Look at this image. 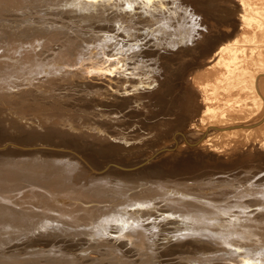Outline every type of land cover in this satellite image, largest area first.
I'll use <instances>...</instances> for the list:
<instances>
[{
	"label": "rangeland",
	"instance_id": "374dc122",
	"mask_svg": "<svg viewBox=\"0 0 264 264\" xmlns=\"http://www.w3.org/2000/svg\"><path fill=\"white\" fill-rule=\"evenodd\" d=\"M14 1L18 3L16 4V2ZM14 1L11 0L7 4L9 6H12L13 9L15 8L14 10L18 8L20 9L23 6L25 7L28 5V2H25V1L23 2L22 1L20 2V0H14ZM137 1L134 0V3H137V5L135 4L136 7L132 11V13H130L129 11L126 10V7L129 6L128 4L131 5L129 0H96V2H91V0H37L35 4H38V6H41V8H43L44 10H48L50 14L44 11L45 13H47V15L45 16H42V15H38V16L32 15L31 16L30 14L29 16H31V18L28 15L22 16L21 18L20 17L12 18L10 16H7L6 11H5V14H3V16L2 15L0 16V20L2 19V21L4 20L5 22H8L12 27L16 25L18 26V24L22 25V26L21 25L18 26V28L16 27L6 28L5 31H7V37L5 36L4 39L0 40L1 44L4 43L3 46L5 44L13 45L14 50L12 49V51H15V49L18 50L21 47H24L27 49L26 54H24V57L26 56L24 62L22 60V63L20 64V68L16 69L17 71H19L20 69L23 68V71L21 72V74L23 72L25 74L23 73V75H17V78H22V76L25 77L27 75H34V73H36V76L34 75L35 78L33 77L34 78L33 80L32 79L28 80L29 78H24L25 82L24 81L23 82L24 84H27L28 87L25 89L22 96L25 95L24 96L25 98L31 99L34 102L38 100L43 101L45 102V105H50V106H53L56 102L57 103L55 106H60V107L64 105H70V106L74 105L76 106L79 112L80 111L82 112V114L81 112L78 114L80 116L78 117L82 121L84 119H87L84 112H90L93 115H96L95 113H97L98 116L101 115V117L102 115H104V117H110L109 115L111 116L113 115L112 117L113 120L101 118L98 121H95L98 124V126L91 127V128H94V129L97 128L100 131H103L102 129L103 126H101V124H104V125L114 124L112 126L117 128L115 129V131L118 134H129L130 135L129 137L131 139V142L127 144H134V145L138 144L139 145V146L136 145V147L138 146L137 148L135 147L132 150H129L127 148V145L125 144L124 147L122 146L120 148V150L118 149V152L116 153V155L113 157L112 160H110L111 159L110 157H107L105 155H100V156L95 155L94 160H96L95 162L99 161L100 163L99 166H109V165H112V163L113 165L115 164V166H109V168H106L101 173H96L95 170H97V168L90 166V165L88 166L91 167V170H89L88 168L79 170L80 173L84 172V175L87 172L86 174L87 180H89L90 177L92 178V175H93L92 179L97 180L98 177L100 179L103 176H105L106 172L115 174L113 175V178H110L109 176H106L107 178H105L106 182H109V181L111 183L115 182L112 186L109 185V187H106L105 191H102V193L105 192V194L106 193L112 194L110 198L109 197L106 198L108 199L107 200L108 202L120 200L124 198L125 196H128L129 194L133 193V191L137 194L135 190H137L140 185L141 187L139 188V190L143 187H147L150 184L149 182H154L152 184L155 187H158L159 185L158 188H161V186L165 183L164 180L174 181L178 179L177 182L180 184L185 182L181 184V186H178V188H182V186L185 188V186L187 185H184V184L191 183L190 180H193L192 187H195L193 189H200V190H193L195 191L194 192L195 194L197 192L196 196L194 195L193 198L197 199L199 196V199L202 198L201 202L203 200L210 202L208 199L204 198L203 195L210 196L214 194L216 195L219 192L223 193L224 191H233V194L228 199L220 201V202L218 201L219 203L217 202L219 205L224 206L225 203L233 201L229 203V206L231 208H229V206H226L225 209L224 208L221 209L222 206L217 209L216 207L219 205L216 204V202H214V205L212 207V206L204 205V204L200 205L198 201L192 202L191 199H187V198H178L179 200L175 199V202H177V204L179 205H175L174 208H171L168 205L171 201L174 202V199L170 198L171 201H169V199L168 200L163 199L165 195H161V197L160 196L158 197L156 195V196H151L152 199L148 200L150 199V197H145L147 194L145 192H140L137 195H134L135 197L130 196L131 198L130 201L126 203V205H123L122 208H119L117 210L106 209L101 212L100 216L102 217L105 214L108 216L119 217L118 221L116 222L109 221L107 224V228L104 227L105 226L104 222H103V225H100L101 227L99 226L98 228V225L96 224L98 222L96 221L99 215L95 216V215H92V212L88 213L86 211L89 217L86 215L85 216L86 219L81 220L79 222L88 223L89 220L90 222L93 220L92 222L94 224H92L91 227H87V228H90V230L92 231H95V230L102 231L103 229L104 230L107 229V232L104 231V233H102L100 235V238L98 239L99 242L103 243V246L105 245V247H103L104 249L102 248V246L98 245V247L95 248V250H93V251L98 250L99 251L98 253L101 256L97 259L98 260L97 262L98 264H107L109 262H113V261L116 262L117 260H120L122 261V263L124 262L123 264H138V263L140 264L143 260L150 258L149 260H152L154 264H172V263L173 264H203V263L204 264H227L226 263L227 261L228 262L231 261L234 264H242V263L246 264L244 263L246 260L245 258L251 257L250 259H253L254 263L264 264V235L261 236L262 239L260 241H252L253 243L249 242V239L247 237L244 238L245 234H248L250 231L253 230V228L247 225L248 223H245V219L250 220L251 218H255L260 214L259 210H264V203L262 205H259L258 207L256 205H252V203L250 204L248 203L251 201L250 200L251 198H254V196L255 198L263 197L264 181L261 183L259 182L260 180L264 179V169L260 170V173L256 174L254 177L250 176L249 174L248 176L247 173H251V171H247V170L241 171V174H238L237 176H234L235 174H233L232 177H228V173L229 174L233 173L235 169L241 166H244V164L245 165L247 164L257 165L258 162H252L250 161L251 160L250 157H245L241 161L240 164L238 163L234 167L229 166L227 169H223V163L221 161L220 162L218 161L219 160L218 157H220V160H222L221 159L222 157L223 159H226L227 156H231L234 153H238L241 155H248V154H252L253 152L255 153L256 151H251L252 150L251 148L258 141L262 143V145H264V141H263L264 112L262 113V111H260L261 109L258 108L260 105L261 98L256 96L258 99L257 98L254 99L255 97L253 98L254 94L252 93L251 90L250 91L248 90L249 93L251 92L250 95H248L249 94L248 92L241 95L235 91L230 92L229 94H224L225 92L223 93L221 89H217L218 90L217 92L216 89L213 90L209 88V86H206L207 83L204 81L200 80L198 82L196 81L197 83L195 81L193 82V80L190 79L191 77L186 78L187 83L184 80L185 82L182 84V86L181 87L178 86L180 84V81L175 80L176 77L178 75L179 76L182 75V71H181V68L183 70L182 66L187 64V62L190 61L189 59H192V55H185L183 53L184 51L185 52L190 51L194 45L193 41L192 43H190L192 34L194 37V41H199L200 39L203 38L205 33L207 34L209 30L211 31L214 30L215 32L216 29L220 30L221 29L220 27L223 28V26H214V28L206 27L205 25L206 20L203 19L199 15V13H197V11L192 9L188 0H178V1L170 0L171 2L169 0H163V1H166L167 3L159 2L160 4L158 5L160 6L155 4L157 3L158 0H155V1L152 0L153 2H155V3L152 2L153 7L154 8L157 7L154 9L156 10L154 11L155 13H153V15L150 17L151 19H154L152 22L154 24H148L147 27L145 25L144 26L146 27V29L150 28V29L155 30L157 27H159V25H162V26L165 25L166 27L164 26L165 30H164L163 36L164 34L166 36H168L167 33L169 34L168 37L165 36V39L167 38L166 40L161 39V41H159L160 37L158 38V41L152 40L153 36L151 34H147L146 36L145 34H143V30L145 29V27L142 25V23H144L143 21L145 20L144 18L146 17L142 15L143 9L141 8H144V7L141 6V4L144 0H141V1L137 0ZM174 2L175 3L178 2L175 8L177 12L176 15L178 17L175 15L176 19L173 20V19H168V18L171 17L172 10H174L173 8L174 5H172ZM214 2L218 5L223 4L228 7L230 6L229 4L232 5V2H230L229 0L228 2L227 0H214ZM123 3L126 5V7H124L125 5L123 6ZM140 6L141 8H139ZM166 6L169 8L168 9L169 12H166L167 11ZM0 8H2V6ZM160 10L164 13L163 16L160 15L159 13L161 12ZM57 12L61 14V16L57 15L56 17L55 14ZM75 13L80 19H83L84 21L80 23V21L76 20L78 17H75L76 16ZM65 15H67L68 17H66ZM27 16L29 18H27ZM39 17L41 18V20ZM157 18H160V22L155 23L156 21L159 20ZM132 19H133V22H131ZM162 20H165L164 23H167V24H164ZM210 21L212 20H208L209 23ZM24 24H29L31 26L30 28L33 29V32L34 30L37 31V27H38V30H41L40 28H45L47 26L51 30L49 32L46 31L45 34L44 33L37 34V37L34 36L35 39L34 37H32V39L29 38L27 40L19 38L20 40L22 39V41H19L18 37H20V32H22V29H23L22 27L24 26ZM180 24H182L184 27L182 28L183 30L182 29L181 31L179 30L180 32L179 33L176 27L180 26ZM225 27L227 29L230 28L229 26L227 27V25L226 26L224 25L223 29H225ZM223 29H221V31H224ZM186 30H189V31H186ZM5 31H3V33ZM187 32L189 36L187 35ZM187 38L188 40H186ZM38 41L40 44L38 43ZM34 42L38 43L39 45H34L36 44ZM41 43L43 44L42 46L44 47L40 46ZM29 45L30 46L33 45L34 49L29 48L28 47ZM28 49H32V50H28ZM67 52L71 53L72 55L70 57L71 60L68 59V61L73 63V60H76V62L69 68V70L60 69L61 72L59 75L55 74L54 77L50 78V80L49 79L46 80L47 77L51 76L49 74H45L47 71H50V69H53V68H50V66L53 67V64L55 65L58 64L59 57L60 56L64 57ZM27 53L28 54L31 53L32 55L28 56ZM73 53L74 54L76 53V54L74 55ZM146 53H148L149 56ZM22 56L23 55L21 54V57ZM166 56H169V57H166ZM181 57L183 58V60ZM179 64L181 67L179 66ZM41 65L44 67H42ZM92 65L93 67L94 65L95 66L98 65V66L96 68H91ZM202 65L203 64H200V65L195 64L193 65V67L198 68V69L200 68L201 70ZM13 66H14L13 64L10 67L8 66L7 68L3 66L4 67L3 70L8 69L7 71L9 72L12 70L10 68H12ZM46 67L48 68L45 71L44 69ZM34 69L35 70L39 69L38 70L39 72L37 73ZM113 69L114 70L117 69V70L114 71ZM32 70H34V72ZM89 70L91 71L93 70L92 72L94 73L91 72L92 73L91 74L89 72V75H88ZM178 72L181 74H178ZM144 73L145 75L150 76V78L146 79L147 82L146 80H141L143 78ZM6 74L8 75L7 72L1 73V75H6ZM12 76H16L15 73H12ZM9 79H10V76H9ZM137 80H139V83L142 81V84L136 83ZM9 82L11 83L10 85L12 87L7 85L6 89L18 87L19 85V83H17L14 80L12 81L11 79L9 80ZM54 84H56V86H54ZM52 85L54 87H52ZM171 86L175 87L174 92L172 94H164V92L168 90L167 88L168 87L171 88ZM205 87L209 89H206ZM66 88H70V89L73 88L77 90L73 94L76 99L71 98V101H70V99L67 98L68 92ZM262 88L264 89V86ZM56 90L58 91V95H57ZM211 92L213 93L211 94ZM36 93L39 94L37 97H41L40 99L34 98L36 96ZM249 96H252V98ZM141 97L144 98V101H146V105L148 107L156 106L155 102L158 100L159 107L164 109L162 111L163 113L159 115L156 112L159 110L158 108L157 110L153 111V113L155 112L157 116L155 115V117H153L154 115L152 112L145 115L143 112L136 110L133 107L132 103H134L133 102L134 98L137 99ZM65 98H67V100ZM237 99L238 100L240 99L243 103H246L247 105L245 107L246 109H244L242 105L243 103L241 104L240 100L238 101ZM246 99L247 100L249 99L248 100L249 102ZM252 99L256 100V106H254L253 109L252 107H250L251 106L250 101H252ZM173 102H177V106L170 108L171 110L170 109L169 110L171 113L166 115L165 113L167 112L168 107L172 105ZM257 102L259 105H257ZM12 103L16 104L15 102H12ZM231 104H234V106L235 107L237 106L238 108L236 107L234 111L233 109L229 110V107L231 106ZM89 109H93L95 113L94 111L92 112L91 110L89 111ZM238 109L240 111H238ZM250 109H251V113L249 112ZM255 109L258 112L255 111ZM205 110L207 113L209 111V113L207 114ZM232 111L234 113H232ZM244 111L245 113L243 114ZM115 114L117 115V117L119 116L120 118L119 117L114 118ZM212 114L213 115L216 114L217 116H215V118L213 119ZM172 119L176 121L174 122ZM171 121H173L174 124ZM141 122L143 124V127H140V126L137 127L138 125L137 123H141ZM176 123L182 124V126L179 127L180 131L178 130L166 131V129L169 128V127L166 128L168 125H175ZM14 125L15 124L12 122L11 126L14 127ZM124 129H127L125 131H127L128 133L127 132L123 133ZM181 132L183 133V136H185V138L179 137L181 136L179 134ZM94 133L96 132L92 131L91 133H89L88 136L90 137V140L93 139L91 137L95 136ZM97 135L99 136L100 134H97ZM134 137H137V138L135 139ZM175 139H177V142L176 144H173L175 143ZM185 139L187 140V142L191 143V144L189 143L190 145H194L195 148L199 146L197 147V149L199 148L203 149L202 152L204 154L199 153L197 154V156H200L201 158H204V159L214 158L213 162L219 163L218 165H221L222 169L220 167L213 166V164H210L211 166H207L205 167V169L204 167H202L201 169L199 168L197 173L195 172L194 175L187 176L191 178L193 176L201 175L205 171H207L208 173L211 170L206 176L203 177V180H205V182L214 181L211 187L207 189L203 188L204 185L202 181L196 182L194 179L185 180V178L187 177L182 178L179 176L178 177L165 176L161 180L160 179L153 180V177H154L153 175V177H149V179H146V181H144L145 179L143 178H145V176L148 175V172L153 173L155 172L156 168H158V167L156 168L149 167L147 168L148 171L146 168L141 170L142 164L145 162L144 160L148 159L151 156H156L154 159H152L151 163L152 162L155 163L158 161V164L161 166L169 159L173 157H177V155L178 156L180 155L189 156L190 159L194 161L192 157L193 154H189V155L180 154L182 151L184 152L190 151V149L186 148ZM139 140L141 142L137 143L139 142ZM66 145H70V144H66ZM169 147H172V148H169ZM212 147L214 148L215 151L214 150L210 151ZM138 148H139V151L135 153L136 150H138ZM176 149L177 151H174ZM204 149L208 150L211 153L206 152L207 154L206 155ZM62 150L67 153L66 155H68L69 152H67L68 151L67 149L62 148ZM74 150L75 152H77L76 149ZM131 152L133 153L131 154ZM139 152H141L142 154ZM176 152H179V153H176ZM225 153L226 155H224ZM77 154L80 156L82 155L81 153H78V152ZM81 157L83 158V156ZM216 157H217V161H216ZM262 167L264 168V164H262ZM222 171L224 174L222 173ZM88 174H89V178H88ZM242 179L243 180L246 179L247 181L244 180L245 181L244 182L242 181ZM132 182L135 183V185L132 184ZM125 183H127L126 186L127 185L130 186V184H132L133 189L127 190L128 192L124 191L123 194H121L122 197L120 198L117 196H113V194H115L114 191L118 188L120 189L123 188V185ZM80 185L81 187L79 186L80 188H78L74 192H78L80 194H86V192L91 193L89 191H85L86 185H83V183H80ZM213 186L214 188H212ZM213 189H216V191ZM170 190L172 189L171 188L166 189V192L167 191L170 192ZM182 190L184 189L182 188ZM189 190L190 189H188L187 192H189ZM212 190L214 192H211ZM252 191L256 193L258 192V194L253 193ZM261 192L263 194H261ZM248 193H251V194L248 195ZM137 196L140 197V199L142 200V201L140 200V202H145V201L149 203L153 202L152 203L153 205L150 207V210L139 212V214H137L139 216H137L136 214H132L131 212L133 210V204H136L137 202H139V200L134 201L135 199L138 198ZM104 200L105 199H103V202ZM234 200H235V203H234ZM236 200L237 202L244 204L245 207L243 206L242 208L234 207L237 203ZM100 202H102V200ZM189 203L190 204L193 203L191 204L192 206H196V207L203 206L206 209L216 211L215 213L219 211L222 214L226 215L225 219L221 216H218L215 218L217 221L216 227L218 226L220 227V224L226 225V228H222V227L219 228L220 230L219 232L222 233V234L218 233L220 235L219 239L212 238L210 241L208 240V238H205L204 236L198 238L199 243L201 242V243H205L211 246V248L208 247V249H206L207 251L205 250L207 253L204 251L198 250L199 249L197 247L198 244L190 243L189 235H191L193 230L203 231V230L209 229L210 227L203 226V225L201 226L199 224L196 225L197 223L196 221H188L192 226L188 222H187L188 224L186 223L184 225V223H180L176 219H174L175 216L177 215L185 216L184 213H177L176 211H178V209L186 211V209H183L182 206L190 205ZM210 203H213V202H210ZM43 205H45V203L42 202L40 207H42ZM121 211L123 213H121ZM202 212L204 214L202 213L199 215L201 216L208 215L209 213V211H205V212L202 211ZM242 212L245 214H242ZM135 215L137 217H135ZM79 222L76 223L75 226L80 227L81 225L79 224ZM232 222L235 224L233 225ZM238 222L242 224H241L240 229L235 230L236 236H231L227 234V231H226L227 228H230V227L233 228L235 225L238 224ZM263 222H264V219H263ZM43 224L45 227L57 225L55 221H48L47 223H43ZM193 224H195L194 227H193ZM127 225H131L132 228L135 226V228H137L139 232L142 233L141 240L142 242L145 243L146 246H148L150 243V246L152 247L150 248L151 252L146 251L147 254H145L143 253L144 251L142 249H139L140 240L138 239L140 235L132 236L131 239L124 236L126 230L124 228H123L124 230L121 228L126 227ZM87 228L85 226L84 227L81 226L80 229H82L83 231L86 229V231L82 232V234L84 233L83 235H80L78 238L77 237L75 238L77 239V241L79 242L84 241L83 243L91 241L92 238L87 239V235L90 234L92 231H90L89 229L87 230ZM200 228H203V229H200ZM259 229L264 231V224H261L259 226ZM160 230L162 233L160 232ZM188 230L190 231L192 230V231L190 232ZM87 231L90 233H88ZM48 232H49L48 234H50L51 237H55L56 240L60 239V238H57V236H54L52 231L51 232L48 231ZM221 235H223V237ZM227 237H229V239H226ZM235 237L238 238V242H236L237 239L235 241ZM15 239L16 238H13V240ZM205 241L208 243H206ZM179 242L181 244H178ZM176 243L178 245H175ZM9 245L10 247H12L11 244ZM112 245L115 246L114 248L115 251L109 255L110 249L108 250V248L110 246L113 247ZM179 245L181 248L179 247ZM256 245H258L259 247ZM175 246L177 250L175 249ZM6 247L10 248L8 247V245H6ZM171 247H174L175 249V251L173 252L174 254H171V255L167 254L166 256L164 252L166 253L167 251H169ZM93 251L90 252L88 251V249H85L82 251L77 250L75 252L71 251L67 253V255H70L71 257L73 256V259H71L72 262L74 261L73 264H88V263L97 264L96 262L92 260V258L95 257V255H93L92 253ZM177 251H180L181 254H179V252ZM42 252H44V250H42ZM76 253H80L79 258L78 256L76 257ZM106 254L108 257L106 256ZM253 255H255L254 258L257 260L253 258ZM260 256H262L263 259ZM223 259L225 260L227 259V261ZM261 259H262V262H261ZM91 260L92 262H90ZM206 260L207 262H205ZM211 261L213 262L211 263ZM215 261L217 262L215 263Z\"/></svg>",
	"mask_w": 264,
	"mask_h": 264
},
{
	"label": "bare ground",
	"instance_id": "6f19581e",
	"mask_svg": "<svg viewBox=\"0 0 264 264\" xmlns=\"http://www.w3.org/2000/svg\"><path fill=\"white\" fill-rule=\"evenodd\" d=\"M11 0H0V7L2 6V8H0V16L3 14H5V11H6V15L7 16H10L12 18H17V17H22V16H25V15H30L31 16H38V15H42V16H45L47 15V13L50 14V12L48 10H44L43 8H41V6H38V4H35L37 0H20V2L22 1H25V2H28V5L27 6H23L21 7L20 9H16L14 10L12 8V6H9L7 5ZM14 1V0H13ZM131 5L128 4L129 6L126 7V5L123 3V6L126 7V10L129 11L130 13H132V11L134 10V8L136 7L137 3H134V0H129ZM137 1V0H136ZM141 1V0H140ZM155 1V0H153ZM152 0H144L141 4V6H143L144 8H141V6L139 8L143 9L142 10V15L145 16L146 18H144L145 20L143 21L144 23H142V25L144 26H148V24H154L152 23L154 19H151L150 17L153 15V13H155L154 10L155 8L157 7H153V2ZM170 1V0H169ZM175 1V0H173ZM178 1V0H177ZM189 1V4L190 6L192 7V9H194L195 11H197V13H199V15L206 20L205 22V25L206 27H213L214 26H223L224 28V25L227 27L229 26L230 28L227 29L225 27V29H223L222 27H220L221 29H223L224 31H221V29H216L215 32L213 34H211V30H209L207 32V34L205 33V35L203 36L202 39H200L199 41H194V37H193V34L191 36V42L193 41V47L191 48L190 51H184L183 53L185 55H192V59H189L190 61L187 62V64H185L183 67V70L181 68V71H182V75H178L176 77L175 80H178L180 81V84L178 86H182V84L186 81V78L188 77H191L190 79L193 80V82L195 81H204L206 82V86H209V88L211 89H216V91L218 92L217 89H221L223 91L224 94H229L230 92H238L239 94H245L248 92V90L252 91V93L254 94L253 98L256 99L258 96L260 99V105L258 104L257 102V105H259L258 108H260L262 111V113L264 112V89L262 88L264 86V0H229L230 2H232V5L229 4L230 6H226V5H218L214 2V0H188ZM16 2V1H14ZM138 2V1H137ZM153 2V3H152ZM167 3L166 1H163V0H158L157 3L155 4H160V3ZM171 2V1H170ZM228 2V0H227ZM18 2H16L17 4ZM127 3V2H126ZM139 3V2H138ZM178 3V2H177ZM177 3H173L172 5L174 10H172V13H171V17L168 18V19H176L175 15L177 14L176 12V4ZM182 3V2H181ZM234 3V4H233ZM15 4V3H14ZM120 4V3H119ZM136 4V5H135ZM220 4V3H219ZM14 6V5H13ZM94 6V5H93ZM156 6V5H154ZM160 6V5H158ZM165 6V5H164ZM17 7V6H16ZM167 7V6H166ZM165 7V8H166ZM96 8V7H95ZM94 8V9H95ZM159 8V7H158ZM161 8V7H160ZM163 9V8H162ZM168 7H167V11L166 12H169L168 11ZM93 10V9H92ZM91 10V11H92ZM165 10V9H164ZM189 10V9H188ZM44 11H46L47 13H45ZM56 11V10H55ZM63 11V10H61ZM94 11V10H93ZM161 11V10H160ZM194 11V12H195ZM124 12V11H123ZM193 12V10H192ZM191 12V13H192ZM126 13V12H125ZM161 16H163V12H159ZM189 13V12H188ZM141 14V13H140ZM56 17L57 15L58 16H61V14H59L58 12L55 14ZM75 17H78L77 14L75 13ZM6 16V17H7ZM27 18H31V16H29ZM66 17H68L67 15H65ZM160 16V18H161ZM177 16V15H176ZM191 16V15H190ZM189 16V17H190ZM41 17V16H40ZM39 17V18H40ZM63 17V15H62ZM178 17V16H177ZM9 18V17H8ZM34 18V17H33ZM42 18V17H41ZM40 18V20H41ZM160 18H157L159 19L158 21H156L155 23H158L160 22ZM230 18V19H229ZM38 19V18H37ZM150 19V20H149ZM166 19V18H165ZM9 20V19H8ZM22 20V19H21ZM78 21H80V23L82 21H84L83 19H80L79 17L76 19ZM182 20V19H181ZM208 20H212L210 21V23L208 22ZM73 21V20H72ZM163 23L165 20H162ZM183 21V20H182ZM131 22H133V19L131 20ZM142 22V21H141ZM200 22V21H199ZM12 23V22H11ZM182 23V22H181ZM13 24V23H12ZM15 24V23H14ZM43 24V23H42ZM116 24V23H115ZM137 24V23H136ZM164 24H167V23H164ZM21 24H18V26H20ZM18 26H13L14 28H18ZM22 26V25H21ZM52 26V25H51ZM102 26V25H101ZM144 26V27H145ZM165 26V25H164ZM162 26V25H159V27H157L155 30L153 29H145L143 30V34H145V36L147 34H151L153 37H152V40H157L158 41V38L160 37V40L161 39H165V34L163 36V33H164V30H165V27ZM194 26V25H193ZM8 22H5L4 20L2 21V19L0 20V40L4 39V37L6 36L7 37V31H5L6 28H13ZM31 26L29 24H24V26L22 27V32H20V37L19 38H22V39H29L34 36L37 37V34H45L46 31H50L51 29H49L47 26L45 28H40L41 30H38V27H37V31L34 30L33 32V29L30 28ZM40 27V26H39ZM81 27V26H80ZM115 27V26H113ZM184 26L182 24H180V26H177L176 28L178 29V32L179 30L181 31V29L183 28ZM20 28V27H19ZM175 28V30H176ZM192 28V27H191ZM195 28V27H194ZM217 28V27H216ZM116 29V28H115ZM188 29V28H187ZM183 30V29H182ZM198 30V29H197ZM3 31H5L3 33ZM186 31H189V30H186ZM213 31V30H212ZM218 31V32H217ZM177 32V31H176ZM180 33V32H179ZM177 34V33H176ZM167 35L169 36V34L167 33ZM187 35L189 36L188 32H187ZM202 35V34H201ZM166 36V37H168ZM148 37V36H147ZM193 37V38H192ZM198 37V36H197ZM88 38V37H87ZM144 38V37H143ZM170 38V37H169ZM184 38V37H183ZM182 38V39H183ZM22 39L19 41H22ZM30 39V40H31ZM35 39V37H34ZM167 39V38H166ZM165 39V40H166ZM149 40V39H148ZM188 40V38L186 39ZM196 40V39H195ZM6 42V41H5ZM15 42V41H14ZM12 42V43H14ZM189 42V41H188ZM187 42V43H188ZM195 42V43H194ZM9 43V42H8ZM33 43V42H32ZM36 43V42H34ZM39 43V41H38ZM38 43L34 44V45H39ZM170 43V42H169ZM4 44V43H3ZM3 44L0 43V48L3 47V54L4 55H7L8 58H11V59H16L17 61H12L11 63L9 62L8 64H4L3 66L4 67H10L12 64L14 65L12 68L11 71H7V70H3V68L0 69V82H2V84L0 85V88L4 87V88H7V85L11 86L9 80L12 79V81H19L21 82V80H23L24 78H29L28 80H33L35 77L34 75L36 76V74L34 75H27L25 77L22 76V78H17V75H23V73L21 74V72L23 71V68L20 69L19 71H17L16 69L20 68V64L22 63V60L24 62L26 56L24 57V55L21 57V54L18 55L17 53V49H15V51H12V49L14 48L13 45H10V44H5L3 46ZM171 44V43H170ZM186 44V43H185ZM43 44L41 43V47H44L42 46ZM172 45V44H171ZM170 45V46H171ZM189 45V44H188ZM190 46V45H189ZM29 48H32L34 49L33 45L32 46H28ZM173 47V46H172ZM24 48V47H23ZM169 48V47H168ZM190 48V47H189ZM26 49V48H25ZM32 49H28V50H32ZM14 50V49H13ZM67 50V49H66ZM91 50V49H90ZM173 50V49H171ZM178 50V49H177ZM72 51V50H71ZM130 51V50H129ZM73 52V51H72ZM134 52V51H133ZM182 52V51H181ZM65 53V52H64ZM63 53V54H64ZM25 54V53H23ZM28 54V53H27ZM74 54V53H73ZM76 54V53H75ZM74 54V55H75ZM148 56L149 54L146 53ZM168 54V53H167ZM165 54V55H167ZM32 55V54H30ZM96 55V54H95ZM171 55V54H170ZM183 55V54H181ZM29 56V55H28ZM71 53L67 52L65 54V56H60L59 57V60H58V64L61 63V64H66L67 66V70H69V68L76 62V60H73V63L72 62H69L68 59H70L71 57ZM144 56V55H143ZM166 57H169V56H166ZM164 57V58H166ZM176 57V56H175ZM29 58V57H28ZM27 58V59H28ZM36 58V57H35ZM173 58V57H171ZM179 58V57H177ZM182 58V57H181ZM189 58V57H188ZM191 58V57H190ZM26 59V60H27ZM32 60V59H31ZM36 60V59H35ZM71 60V59H70ZM95 60V59H94ZM131 60V59H130ZM147 60V59H146ZM171 60V59H170ZM176 60V59H175ZM183 60V58H182ZM34 61V60H33ZM167 61V60H166ZM169 61V60H168ZM181 61V60H180ZM149 62V61H148ZM176 62V61H175ZM56 63V62H55ZM95 63V62H94ZM99 63V62H98ZM181 63V62H180ZM135 64V63H134ZM176 64V63H175ZM178 64V63H177ZM183 64V63H182ZM197 65V64H203L202 67H201V70L200 68H194L193 65ZM23 65V64H22ZM38 66V65H37ZM42 66V65H41ZM66 66H62V67H58L56 66L55 64H53V67L50 66V68H53V69H50V71H47L45 74H49V75H52L54 76L55 74L56 75H59L60 74V69L61 70H66L65 67ZM98 65H93L91 66V68H96ZM162 66V65H161ZM180 66V64H179ZM44 67V66H42ZM116 67V66H115ZM151 67V66H150ZM166 67V66H165ZM181 67V66H180ZM197 67V66H196ZM48 67H46L45 69L47 70ZM179 68V67H178ZM36 69V68H35ZM34 69V70H35ZM98 69V68H97ZM197 69V70H196ZM34 70H32L34 72ZM39 70V69H38ZM38 70H35L36 72H39ZM45 70V71H46ZM107 70V69H106ZM111 70V69H110ZM114 70V69H113ZM117 70V69H115ZM114 70V71H115ZM178 70V69H177ZM84 71V70H83ZM93 71V70H92ZM91 70L88 71V75H89V72L91 73L92 72ZM95 71V70H94ZM180 71V70H179ZM2 72H7L8 75H1ZM12 73H15L16 76H12ZM94 73V72H92ZM91 73V74H92ZM177 73V72H176ZM10 74V75H9ZM25 74V73H24ZM169 74V73H168ZM171 74V73H170ZM178 74H181L178 72ZM145 75V73H144ZM143 75V78L141 80H146L147 78H150V76L148 75ZM9 76H10V79H9ZM174 76V75H173ZM176 76V74H175ZM174 76V77H175ZM34 77V78H33ZM168 78V77H167ZM25 80V79H24ZM153 80V79H152ZM185 80V81H184ZM188 80V79H187ZM151 81V80H149ZM174 81V80H173ZM147 82V80H146ZM191 82V81H190ZM196 82V83H197ZM22 83V82H21ZM136 83H139V80L136 81ZM142 84V81L140 82ZM139 83V84H140ZM156 83V82H155ZM187 83V81H186ZM192 83V82H191ZM195 83V84H196ZM202 83V82H200ZM147 84V83H146ZM149 84V83H148ZM157 84V83H156ZM178 84V83H177ZM137 86V85H136ZM12 87V86H11ZM143 87V86H142ZM148 87V85H147ZM177 87V86H176ZM137 88V87H136ZM144 88V87H143ZM206 88V87H205ZM209 88H206V89H209ZM135 89V88H134ZM168 90H166V92H164V94H172L175 90V87H172L171 88H167ZM210 89V90H211ZM164 91V90H163ZM212 91V90H211ZM221 92V91H220ZM213 92H211L212 94ZM249 93V92H248ZM251 93V92H250ZM250 93L248 95H250ZM163 94V95H164ZM215 94V93H214ZM218 95V94H217ZM247 95V94H246ZM128 96V95H127ZM200 96V95H199ZM214 96V95H213ZM247 97V96H246ZM252 98V96H249ZM177 98V97H176ZM217 98V97H216ZM47 99V98H46ZM135 99V98H134ZM236 99V98H235ZM234 99V100H235ZM245 99V98H244ZM252 99V101H250V104L252 107V109L254 108V106H256V100ZM258 99V98H257ZM130 100V99H128ZM178 100V99H177ZM238 100V99H237ZM240 100V99H239ZM238 100V101H239ZM247 100V99H246ZM249 100V99H248ZM247 100V101H248ZM233 101V100H231ZM236 101V102H238ZM259 101V100H258ZM37 103H34V107L30 109L29 113L28 114H23L21 115L19 118L16 119V115L15 114H10V115H6L4 117V121L5 122H8V124H10V127L11 126V123L13 122L15 125L17 124L14 120H16L17 122H19L20 124H28L29 127H30V130H37V129H40L42 132H49L50 136H58L59 134L63 133V131L58 128V126H56V124L54 125L53 122L51 120H54L53 116H55L56 119L58 120H64V118L61 116V114H58V112L56 111L53 115H44V114H41L39 111L41 108L40 107V104L43 106H46L45 105V102L43 101H36ZM48 102V101H47ZM241 104L243 103L241 100H240ZM249 102V101H248ZM57 103V102H56ZM56 103L53 105L55 106ZM125 103V102H124ZM53 104V103H52ZM61 104V103H60ZM164 104V103H163ZM205 104V103H204ZM37 105V106H36ZM39 105V106H38ZM162 105V103H161ZM244 109H246L245 107L247 106L246 103H243L242 104ZM177 106V102H173L172 105H170L168 107V110L167 112L165 113L166 115L171 113L170 112V108L172 107H175ZM240 106V105H239ZM237 107V106H236ZM234 106V104H231V106L229 107V110L234 109L236 108ZM125 108V107H124ZM238 108V107H237ZM240 108V107H239ZM170 109V110H169ZM242 109V107H241ZM243 109V110H244ZM249 109V108H247ZM257 109V108H256ZM255 109V111H257ZM164 109L163 108H160L159 107V110L156 111L159 115H161L163 112ZM209 110V109H208ZM228 110V111H229ZM111 111V110H110ZM232 111V113H234ZM238 111H240L238 109ZM206 112V110H205ZM216 112V111H215ZM251 113V109L249 111ZM253 112V111H252ZM258 112V111H257ZM153 113V112H152ZM155 113V112H154ZM153 113V117H155L156 113L154 114ZM207 113V112H206ZM209 113V111H208ZM207 113V114H208ZM218 113V112H217ZM226 113V112H225ZM231 113V112H230ZM245 113V111L243 112V114ZM247 113V111H246ZM240 114V113H239ZM57 115V116H56ZM213 115V114H212ZM231 115V114H230ZM248 115V114H246ZM16 116V117H15ZM157 116V115H156ZM215 116H217L216 114L213 115V119L215 118ZM222 116V115H221ZM253 116V115H252ZM251 116V117H252ZM258 116V115H257ZM263 117V116H262ZM78 119H80L79 117H77ZM151 118V117H150ZM174 119V117H173ZM172 119V120H173ZM169 120V119H168ZM66 121V120H65ZM174 121V120H173ZM171 121L173 124L174 122L176 121ZM192 121V120H191ZM217 121V120H216ZM185 122V121H184ZM114 125V124H113ZM186 125V124H185ZM182 124L180 123H176L175 125H168L166 128V131H170V130H178L180 131L179 127H181ZM188 126V125H187ZM14 128V127H12ZM66 128V127H65ZM93 129L95 136L91 137L93 139L89 140L90 143L92 144H97L98 143V140L101 139V136L97 135V134H100L102 133L103 131H100L99 129L97 128H91ZM228 129V128H227ZM181 136L179 137H183L185 138V136H183V133H179ZM178 136V134H177ZM98 138V139H97ZM176 138V137H175ZM261 139V138H260ZM39 140V139H38ZM174 140V139H173ZM46 141V140H45ZM257 141V140H256ZM263 141H264V137H263ZM88 142V143H89ZM141 141L139 140V142L137 143H140ZM173 142V141H172ZM177 142V139H175V143L173 144H176ZM185 142H186V148L190 149V151H186L185 153H182V154H193V159L194 161L191 160V163L189 164H185V162L183 163H174V162H166L164 163L162 166L160 165V167L156 168L155 172L153 173H149L148 172V175L145 176V179L144 181H146V179H149V177H153V180L155 179H160V177H165V176H170V177H182V178H185L187 176H190V175H194L195 172L197 173L198 169L204 167H207V166H211L210 164H213V166L215 167H221V165H218L219 163H214L213 162V159L214 158H201L200 156H197V154L199 153H202V150L203 149H197V146L196 148L194 147V145H190L191 143L190 142H187V140L185 139ZM129 143V142H128ZM190 143V144H189ZM50 144V143H49ZM65 144V143H64ZM66 144H69V142H66ZM65 144V145H66ZM58 145H61L60 143ZM127 145V148L129 150H132L133 148L136 147V145L138 144H126ZM213 145V144H212ZM56 146V145H55ZM67 146V145H66ZM124 147V145L122 144L121 147ZM139 146V145H138ZM137 146V147H138ZM158 146V145H157ZM136 147V148H137ZM225 147V146H224ZM153 148V147H152ZM164 148V147H163ZM162 148V149H163ZM169 148H172V147H169ZM174 148V146H173ZM213 148V147H212ZM214 150V148L212 149ZM179 149V148H178ZM182 149V148H181ZM209 149V148H208ZM229 149V148H228ZM252 150L251 151H256L255 153L253 152L252 154H248V155H241V154H238V153H234L232 154L231 156H227L226 159H223V157L221 158L222 160H220V157L219 158V162L221 161L223 163V169H227L229 166H236L238 163L240 164L241 161L245 158V157H250L252 162H258L257 165H245L244 166H241L237 169H235V171L233 173H228V177H232L233 174H235L234 176H237L238 174H241V171H244V170H247V171H251V173H247V175L249 174L250 176L254 177L256 174L260 173V170L264 169L262 167V164H264V145H262V143H260L259 141L256 142V144L254 146H252L251 148ZM120 150V148H119ZM172 150V149H171ZM185 150V149H184ZM187 150V149H186ZM75 151V150H74ZM137 151H139V148L138 150H136L135 153H137ZM174 151H177L174 150ZM180 151V150H178ZM205 151V154L206 152L208 153H211L209 152L208 150L204 149ZM215 151V150H214ZM142 152V151H141ZM139 152V153H141ZM249 152V151H248ZM40 153H43L44 156H48L51 152L49 151H42ZM129 153V152H128ZM133 152H131L132 154ZM176 153H179V152H176ZM224 153V151H223ZM228 153V152H227ZM231 153V152H230ZM246 153V152H245ZM142 154V153H141ZM135 155V154H134ZM207 155V154H206ZM209 155V154H208ZM215 155V154H214ZM217 155V154H216ZM226 155V153L224 154ZM137 156V155H136ZM178 157V155H177ZM127 158V157H126ZM139 158V157H138ZM126 160V159H125ZM131 160V159H129ZM215 161V160H214ZM216 161H217V157H216ZM137 162V161H136ZM244 162V161H243ZM242 162V163H243ZM247 162V161H246ZM88 166V165H86ZM212 166V167H213ZM149 167H152L153 166H149ZM147 169V167H145ZM57 169H59L60 172H64V173H68V171L70 170L69 169V164L68 163H60V165L57 167ZM81 169H84L83 167L80 168ZM144 169V167L141 168V170ZM211 169V167H210ZM232 169V168H231ZM208 170V169H207ZM233 170V169H232ZM148 171V169H147ZM146 171V172H147ZM153 171V169H152ZM211 171V170H210ZM209 171V172H210ZM86 172V171H85ZM139 172V171H138ZM137 172V173H138ZM145 172V171H144ZM208 172V173H209ZM225 172V171H224ZM107 173V172H106ZM105 173V176H103L102 178L99 179V177L97 178V180L95 179H92L93 178V175H92V178L90 179L89 178V174H88V178L89 180H87V172L86 174L84 175V172L80 173V172H75L74 174H70L69 176L66 177V179H56L54 181H43L41 184L42 186L46 187L50 193L54 194V193H62V194H65L66 196L68 195V200H79L81 202H83L84 204H90L92 203L90 206L86 207V208H83L84 205H77L76 207H74V209L72 210L71 213H75V212H80L82 211L83 213H81L80 216H75L74 219L70 220V221H65L59 217H52V216H49L47 215L45 211L49 210L47 209V207H45V205H43L41 208H43L44 210H42V212H33L32 210V206H35V207H40L42 202L45 203L47 202L46 198L38 193V194H34V193H30V194H27L26 196L28 197L29 201H26V203H30L29 206L26 207L25 210H22L21 212H17V211H14V210H10V208L6 207H2L0 205V264H73L74 261L72 262L71 259H73V256L71 257L70 255H67V253L69 252H75V251H82V250H85V249H88V251H93L95 250V248L99 246H102L105 247V245L103 246V243L99 242L98 239L100 238V235L102 233H104V231L107 232V229H103L102 231H92L90 230V228H87V227H91L92 224H94L92 221L88 223H83V222H79L81 220H84L86 219L85 216L87 215L88 216V213H91L92 212V215H99V217H97V221L98 223H96L98 225V228L100 225H103V222H104V227L107 228V224L109 221H118L119 217H113V216H108V215H104L103 217L100 216L101 212L106 210V209H111V210H117L119 208H122L123 205H126V203H128L130 201V196H134V195H137L138 193L140 192H145L147 195L145 197H150V199L148 200H151V196H160L161 195H165V197L163 199H174V202L171 201L169 203V207L171 208H174L175 205H179L177 204V202H175V199L176 200H179L178 198H187V199H190L188 197H191L193 198L194 195L196 196V194L194 193L195 191L193 190H200V189H193L195 187H192V186H185V188L182 186V188L184 190H182V188H178V187H172V186H168V187H165V188H162V189H159V188H149L148 190H139V188L141 187V185L139 186V188L137 190H135L137 192V194L133 191V193L129 194L128 196H125L124 198L120 199V200H115V201H112V202H108L106 198H110V196H112L111 193L109 194H105L102 193V191H105L106 187H109L112 186L114 183H111L110 181L109 182H106V179L107 178L106 176H109L110 178H113V173ZM207 171H205L204 173H202L201 175H198V176H193L191 178L187 177L185 178V180H190V179H194L196 182L198 181H202L204 187L203 188H210L211 185L214 183V181H209V182H205V180H203V177L206 176L207 174ZM223 173V171H222ZM221 173V175H222ZM227 173V172H226ZM139 174V173H138ZM143 174V173H142ZM219 174V173H218ZM224 174V173H223ZM248 175V176H249ZM117 176V175H116ZM144 176V175H143ZM108 177V178H109ZM118 177V176H117ZM96 178V177H95ZM6 179H9L7 181H9L8 183H13L12 180V177H8V175L6 176ZM157 179V180H158ZM245 181H247L246 179H244ZM242 179V181H244ZM149 181V180H148ZM180 181V179H179ZM193 181V180H191ZM244 181V182H245ZM264 179L260 180L259 183L263 182ZM51 182V183H50ZM54 183V184H53ZM80 183H83V185H86V190L85 191H89L91 193H87L86 194H80L78 192H74L75 190H77L78 188L81 187ZM151 183V182H149ZM154 183V182H152ZM185 183V182H183ZM127 183H125L123 185V188H118L116 189L114 192L115 194H113V196H117V197H122L121 194H123L124 191H127V190H130V189H133L132 187V184L135 185V183L132 182V184L127 185ZM129 184V183H128ZM144 184V182H143ZM157 184V183H156ZM158 185V184H157ZM241 185V184H240ZM80 186V187H79ZM161 186V185H160ZM11 189H9V187H6L7 190L6 191H9V190H19L21 187H18L16 185L14 186H10ZM132 187V188H131ZM159 187V185H158ZM136 188V187H135ZM134 188V189H135ZM171 188L172 190L167 191L166 192V189H169ZM201 188V187H200ZM214 188V186L212 187ZM88 189V190H87ZM189 190V192H187V190ZM111 191V190H110ZM108 191V192H110ZM183 191V192H181ZM216 191V190H215ZM251 191V190H250ZM128 192V191H127ZM211 192H214V191H211ZM227 194H226V193ZM253 192V191H252ZM199 193V192H198ZM253 193H256V192H253ZM264 193V192H263ZM261 192V194H263ZM125 194V193H124ZM201 194V193H200ZM233 194V191H224L223 193L219 192L218 194H214V195H203L204 198L208 199L210 202H220V201H223V200H226L228 199L231 195ZM246 194V193H245ZM251 194V193H248V195ZM258 194V192L256 193ZM255 195V194H254ZM260 195V194H259ZM257 196V195H256ZM135 197V196H134ZM138 197V196H137ZM201 197V196H200ZM156 198V197H155ZM199 198V196H198ZM103 199L104 202H103ZM194 199V198H193ZM202 199V198H201ZM241 199V198H239ZM102 200V202H100ZM139 202H134V201H138ZM140 197H138L137 199H135L134 203L136 204H133V210L131 211L132 214H139V212H143V211H146V210H150V207L153 205L149 202H140ZM192 200V199H191ZM238 200V199H237ZM236 200V202H237ZM251 201L248 202L249 204L252 203V205H256L257 207L259 205H262L264 203V194H263V197L262 198H251L250 199ZM110 201V200H109ZM142 201V200H141ZM239 201V200H238ZM192 202H195V200H192ZM209 202V203H210ZM218 202V203H219ZM233 202V201H231ZM231 202H227L225 203V205H219L217 206L216 208L218 209L219 207L222 206L221 209H225L226 206H229V203ZM244 202V201H243ZM111 204L109 206H102V207H98L97 205H102V204ZM145 204L148 206V208H141L139 206V204ZM163 203V202H162ZM198 203H200V205L204 204V205H209V206H212L213 205L209 204L208 202H200L198 201ZM234 203H235V200H234ZM131 204V203H129ZM190 204V203H189ZM193 204V203H191ZM186 205V206H182L183 209H186V211H183V210H179L176 211L177 213H184L185 216H175L174 219H176L178 222L180 223H184V225L188 222V221H196V225L199 224V225H203V226H207V227H210L209 229L207 230H203V231H199V230H196V231H192L191 235L190 236V243H193V244H198L197 247L199 248L198 250L200 251H204L206 252L208 249V247L211 248V246L205 244V243H199V240L198 238L200 237H205V238H208V240L211 241V239H219L220 235L219 234H222L220 233L219 231V228H226V225H222L220 224V227H216L217 226V221H216V217L218 216H221L225 219V216L224 214H222L221 212H217L215 213L216 211L214 210H210V209H206L205 207H196V206H192V205ZM233 204V203H232ZM231 204V205H232ZM163 205V204H162ZM166 205V206H167ZM181 205V204H180ZM235 205V204H234ZM251 205V206H252ZM139 206V207H137ZM245 207L244 204H241L239 202L236 203V205L234 207L236 208H242ZM249 206V205H247ZM51 207V206H50ZM215 207V206H214ZM233 207V206H232ZM52 208V207H51ZM229 208H231L229 206ZM58 209V208H56ZM170 209V208H169ZM177 209V208H176ZM228 209V207H227ZM220 210V209H219ZM86 211L88 213H86ZM160 211V210H159ZM165 211V210H164ZM202 211H209L208 215H199V214H202L203 212ZM58 212H61V209L58 210ZM130 212V213H131ZM117 213V212H116ZM121 213H123L121 211ZM152 213V212H151ZM259 215L255 218H251L250 220L248 219H245V223H248L247 225L251 228H253L252 231H250L248 234H245L244 238H248L249 239V242H252V241H260L262 239V235H264V231H262L261 229H259V226L261 224H264L263 222V219H264V210H259ZM103 214V213H102ZM174 214V213H173ZM204 214V213H203ZM242 214H245L242 212ZM126 215V214H125ZM139 216V215H137ZM127 216V215H126ZM132 216V215H131ZM150 216V215H149ZM147 216V217H149ZM89 217V216H88ZM134 217V218H135ZM141 217V216H140ZM172 217V216H171ZM174 217V216H173ZM96 218V217H95ZM93 218V219H95ZM144 218V217H143ZM89 219V218H87ZM132 219V218H131ZM173 219V220H174ZM244 219V218H242ZM48 221H55V223L57 224L56 226L52 225V226H44L43 223H47ZM175 221V220H174ZM81 225V226H85L87 228V230L89 229L90 231H92L90 234L87 235V239L89 238H92L90 242H86V243H83V242H79L77 241V239H75L76 237L78 238L80 235H83L82 232L86 231V229L83 231L80 227H77L75 226L76 223H78ZM125 223V222H123ZM189 223V222H188ZM187 223V224H188ZM95 224V225H96ZM190 224V223H189ZM232 224L234 225L235 223L232 222ZM240 226H239V225ZM237 225H235L233 228H227V234L231 235V236H236V233H235V230H238L241 228V224L240 222H238ZM75 227H73V226ZM173 225V224H172ZM191 225V224H190ZM195 224H193V227H194ZM111 226V225H110ZM192 226V225H191ZM70 227V228H69ZM101 227V226H100ZM103 227V226H102ZM113 227V226H112ZM122 227V226H120ZM119 227V228H120ZM190 227V226H188ZM229 227V226H228ZM125 229V235L127 238H132V236H139V239L140 240V245H139V249H142L145 253L147 254L146 251L148 252H151L150 251V248H152L150 246V243L148 246L145 245L144 242H142L141 240V235L142 233L139 232V230L137 228H135V226L132 228L131 225H127L126 227H122L121 229ZM139 228V227H138ZM237 228V229H236ZM95 229V228H94ZM97 229V228H96ZM109 229V228H108ZM120 229V230H121ZM123 229V230H124ZM188 229V228H187ZM196 229V228H194ZM200 229H203V228H200ZM115 230V229H114ZM32 231V232H31ZM48 231H52V233L54 234V236H57V238H60V239H57L55 237H51L50 234H48L49 232ZM190 231V230H188ZM190 231V232H191ZM124 232V231H123ZM161 232V230H160ZM51 233V234H52ZM162 233V232H161ZM219 233V234H218ZM107 234V233H106ZM184 234V232H183ZM104 235V234H103ZM186 235V234H185ZM248 235V236H247ZM6 236V237H5ZM223 237V235H221ZM104 237V236H103ZM183 237V236H182ZM239 237V236H237ZM13 238H16L15 240H13ZM102 238V237H101ZM234 238V237H233ZM12 239V240H11ZM203 239V238H202ZM223 239V238H222ZM226 239H229V237H227ZM237 239V241H236ZM240 239V238H239ZM205 240V239H204ZM224 240V239H223ZM232 240V239H231ZM95 241V243H94ZM216 241V240H215ZM225 241V240H224ZM228 241V240H227ZM234 241V240H233ZM235 241L238 242V238L235 237ZM206 242V241H205ZM263 242V241H262ZM92 243V244H91ZM109 243V241H108ZM114 243V242H113ZM208 243V242H206ZM253 243V242H252ZM256 243V242H255ZM12 247H10V245ZM90 244V245H89ZM147 244V242H146ZM178 244H181L180 242ZM177 243L175 245H178ZM6 245H8V247L10 248H7ZM108 246V245H107ZM113 246V245H112ZM258 246V245H256ZM111 247V246H110ZM108 248L109 250V255L112 254L115 250V246L111 247V248ZM147 247V248H146ZM180 247V245H179ZM240 247V246H239ZM259 247V246H258ZM181 248V247H180ZM195 248V247H194ZM37 249V250H36ZM104 249V248H103ZM107 249V248H106ZM105 249V250H106ZM147 249V250H146ZM175 249L177 250L176 246H175ZM174 247H171V249L169 251H167L166 253L164 252V254H167L168 255H171V254H174L173 252L175 251ZM259 249V248H258ZM42 250H44V252H42ZM112 250V251H111ZM206 250V251H205ZM210 251V250H209ZM208 251V252H209ZM214 251V250H213ZM99 251L96 250V251H93V255H95V257L92 258V260L94 262H96L98 264V258L101 257L98 253ZM180 253V251H177ZM176 253V252H175ZM202 253V252H201ZM207 253V252H206ZM240 253V252H239ZM108 254V253H107ZM106 254V256H107ZM151 254V253H150ZM149 254V255H150ZM197 254V253H196ZM220 254V253H219ZM67 255V256H66ZM177 255V254H176ZM194 255V254H193ZM199 255V254H198ZM248 255V254H247ZM250 255V254H249ZM252 255V253H251ZM263 255V254H262ZM75 256V255H74ZM80 256V253H76V257ZM82 256V254H81ZM162 256V255H161ZM195 256V255H194ZM225 256V255H224ZM255 255H253V258H254ZM108 257V256H107ZM111 257V256H110ZM226 257V256H225ZM262 258V256H260ZM251 257H247V258H243L245 260L244 263L246 264H258V263H254L253 262V259H250ZM150 259V258H149ZM149 259H145V260H140L142 261L140 264H154L152 262V260H149ZM229 259V258H228ZM255 259V258H254ZM263 259V258H262ZM262 259H261V262H262ZM92 260L90 262H92ZM113 260V259H112ZM116 260V259H115ZM225 260V259H223ZM242 260V259H241ZM243 260V261H244ZM257 260V259H255ZM202 261V260H201ZM227 261V259L225 260ZM242 261V262H243ZM259 261V259H258ZM257 261V262H258ZM72 262V263H71ZM89 262V261H88ZM207 262V260L205 261ZM213 261H211L212 263ZM217 261H215L216 263ZM100 263V262H99ZM124 263V262H123ZM122 261L120 260H117L116 262L113 261V262H109L107 264H123ZM190 263V262H188ZM227 264H234L233 262L231 261H227L226 262ZM260 263V262H259ZM89 264V263H88ZM94 264V263H93ZM139 264V263H138ZM173 264V263H172ZM204 264V263H203ZM243 264V263H242ZM263 264V263H261Z\"/></svg>",
	"mask_w": 264,
	"mask_h": 264
},
{
	"label": "water",
	"instance_id": "95a60500",
	"mask_svg": "<svg viewBox=\"0 0 264 264\" xmlns=\"http://www.w3.org/2000/svg\"><path fill=\"white\" fill-rule=\"evenodd\" d=\"M210 33L213 34L214 30L211 31ZM26 50L27 49L21 47L20 49L17 50V53L18 55L21 53L22 55H24L23 53L26 54ZM30 54L31 53H29L28 55ZM12 61L15 62L17 60L14 58L13 59L8 58L7 55H4L3 47H1L0 69L4 64H8L9 62L11 63ZM56 66L64 67L66 66V64L59 63V65L56 64ZM66 68L67 66L65 67V69ZM51 77L54 76L51 75L50 77H47L46 80L47 79L50 80ZM19 81H16L17 83H19L18 87H14L10 89H6L4 87L0 88V205L4 208L8 207L10 208V210L12 209L14 211L21 212L22 210H25L27 206L30 205V203H26V201H29L26 195L30 193H34V194L40 193L46 198L47 202H45V207H47V209L49 210L45 211L41 207L32 206L33 212L38 213L44 210L45 212H47L46 214L49 216L59 217L65 221H70L74 219L75 216H80L81 213H83L82 211L71 213L74 207L82 204L84 205L83 208H86L90 206L92 203L84 204L79 200L69 201L68 198H66L68 197V195L66 196L65 194L62 193L52 194L46 187L42 186L41 183L43 181L52 182L56 179H60V180L66 179V177L69 176L70 174L79 172L81 167L88 168L89 170H91V167L89 166L87 167L86 165H90L97 168V170H95L96 173L103 172L106 168H109V166H115V164L113 165V163L112 165L109 166H99L100 164L99 161L95 162L96 160H94L95 155H99V156L105 155L107 157H110L111 158L110 160H112L113 157L118 152V149L121 148L122 144L125 145L128 142H131V139L129 137L130 135L118 134L115 131V129L117 128L112 126L113 124H108V125L101 124V126H103L102 128L103 132L100 133L101 139L98 140L97 144L96 143L92 144L90 142L88 143V141L90 140V137L88 135L93 131L91 127L98 126V124L95 121H98L101 118L113 120L112 118L113 115L112 116L109 115L111 118L104 117V115H102L101 117V115L98 116V114L95 113L93 109H89V111L91 110V112L94 111L96 115H93L90 112H84L87 119H84L82 121L77 118L79 116L78 114L81 111L79 112L76 106L74 105L72 106L64 105L61 107L46 105L42 107V105L40 104L41 108H39L40 109L39 112L41 114L55 115L54 113L57 111L58 114H61V116L64 118V120H58L55 118V116H53L54 120H51L54 125L56 124V126H58V128H60L63 131V133L59 134L56 137L55 136L52 137L49 135L50 134L49 132H42L40 129L30 130L28 124H20L16 120L14 121L17 124L14 125L15 128H12L10 127V124H8V122L4 121V117L6 115L15 114L17 116V117L15 116L17 119L23 114H28L31 107L32 108L34 107L33 104L36 103L31 99L25 98L24 97L25 95L22 96L23 92L28 87V85L24 84L25 80H21L22 83ZM1 84L2 82H0V85ZM54 86H56V84H54ZM54 86L52 85V87ZM66 89L68 92L67 98L70 99L71 101V98H75L73 94L77 90L73 88L71 89L66 88ZM56 92L58 95L57 90ZM38 95L39 94L36 93V96L34 98L40 99L41 97H37ZM67 98L65 99L67 100ZM12 102H15L16 104H13ZM133 102H134L132 103L133 107L136 110L143 112L145 115L159 108L158 100L155 102L156 106L153 107H148L146 105V101H144V98L142 97L134 99ZM118 117L115 114L114 118H118ZM142 122L137 123L138 124L137 127L138 126L143 127ZM125 130L127 129H124L123 133L127 132ZM134 138L136 139L137 137ZM66 142H69L70 145L66 146L65 145ZM59 143L61 145H58ZM62 148L68 150L67 151L69 152L68 155H66L67 153L64 152ZM74 149H76L78 153H81L82 154L81 156L85 158L83 159L80 155H78L77 152L74 151ZM42 151H49L51 153L48 156H44L43 153H40ZM185 152L182 151L180 154ZM151 157L144 160L145 162L142 164V167H144V169L145 167L149 168L150 165L155 168L160 167L158 161L155 163L153 162L151 163L152 159H154L156 156H151ZM166 162H174L178 164L185 162V164H189L191 163V159L189 156L180 155L178 157H173ZM60 163L69 164L70 170L68 171V173L60 172L59 169H57ZM7 175L8 177H12V179H14L12 180L13 183L12 182L8 183L9 181L7 180L9 179H6ZM161 179H163V177H160V180ZM177 180L178 179L174 181L164 180L165 183L159 189L168 186H172V187L181 186V184L183 183L180 184L177 182ZM14 185L21 188L19 190L6 191L7 190L6 187H9V189H11L10 186H14ZM184 185L192 186L193 181H191V183ZM149 188H158V187H155L151 182L147 187H143L140 190H146V189L148 190ZM188 198L201 202V199L199 198L197 199L196 198L193 199L191 197ZM203 202H207V201L203 200ZM209 204L214 205V202ZM216 204L218 203L216 202ZM109 205L111 204L106 203L97 206L102 207ZM139 206L141 208H146V207L148 208V206L145 205L144 203L139 204ZM60 209L61 212H58V210Z\"/></svg>",
	"mask_w": 264,
	"mask_h": 264
},
{
	"label": "snow or ice",
	"instance_id": "6c2138e0",
	"mask_svg": "<svg viewBox=\"0 0 264 264\" xmlns=\"http://www.w3.org/2000/svg\"><path fill=\"white\" fill-rule=\"evenodd\" d=\"M91 2H96V0H91Z\"/></svg>",
	"mask_w": 264,
	"mask_h": 264
}]
</instances>
